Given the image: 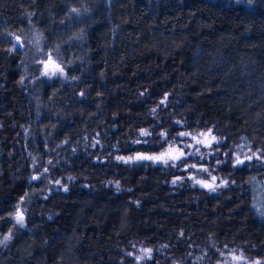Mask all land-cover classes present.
Returning <instances> with one entry per match:
<instances>
[{
	"label": "trees",
	"instance_id": "1",
	"mask_svg": "<svg viewBox=\"0 0 264 264\" xmlns=\"http://www.w3.org/2000/svg\"><path fill=\"white\" fill-rule=\"evenodd\" d=\"M8 232L0 264H264V0H0Z\"/></svg>",
	"mask_w": 264,
	"mask_h": 264
},
{
	"label": "rangeland",
	"instance_id": "2",
	"mask_svg": "<svg viewBox=\"0 0 264 264\" xmlns=\"http://www.w3.org/2000/svg\"><path fill=\"white\" fill-rule=\"evenodd\" d=\"M27 40V41H26ZM13 49H18L22 54H25L29 58V62H34V63H39L40 69L44 75L45 78L51 79L54 77L62 76L66 77L67 72L62 63L58 62L54 57L49 56L48 54H44L42 52V44H41V39L39 36L33 32L29 35H27V39H25L23 36H14L13 37V43L11 46ZM205 134H208L209 132H202ZM212 137H215L210 133V135L206 136H201L200 134L197 135L195 139V144L191 145L187 150H183L181 147L178 146H173L172 148L175 150L171 153V155H178L179 152L184 153H202V149L205 146H208L211 143ZM197 140H205V143H197ZM168 150L160 153H153V154H143L145 156H159L161 153H166ZM249 157L250 155L243 154L242 152H237L236 153V162L239 159V161H243L246 157ZM168 159V161H171L168 156L165 157ZM163 163L162 161H160ZM261 205V202H259ZM23 217L24 220V215L22 212H16L14 214L15 219L17 220L18 216ZM10 235V232L6 234H1L0 233V242L7 238Z\"/></svg>",
	"mask_w": 264,
	"mask_h": 264
},
{
	"label": "snow or ice",
	"instance_id": "3",
	"mask_svg": "<svg viewBox=\"0 0 264 264\" xmlns=\"http://www.w3.org/2000/svg\"><path fill=\"white\" fill-rule=\"evenodd\" d=\"M153 111H155V109H153ZM141 135H148V133L144 130L141 131ZM164 135V134H162ZM181 136H185V135H191L190 133H180ZM201 136H206V135H210V132L208 134H205V133H201L200 134ZM193 139H196V137H192ZM212 140H216L215 137H212ZM217 143L219 141H216ZM197 143H205V140H197ZM210 146V144L208 145ZM175 151L171 146L169 147L168 149V152L166 153H161L159 156H145V155H138L135 157L136 160H152V161H156V162H160L162 161L163 163L167 164L168 163V159H166L165 157L168 156L170 159L172 160H178L180 159L181 157L184 156V153L181 151L178 153V155H171V153ZM118 160H124L125 162H128V161H131L133 159V157H128V158H124V157H117ZM238 163H242V161H239V159L237 160ZM193 168H195L196 166L195 165H192ZM203 171H207V169H203ZM194 179V177H193ZM212 180L215 181L216 180V177H212ZM177 181L176 180H173L172 183L175 184ZM196 183L200 184L201 186H204V187H209L211 188V185L207 184L205 181H202V180H197ZM226 183V182H225ZM119 187V185L117 184V188ZM214 190V189H213ZM17 223H20V224H23V217L22 215L21 216H18L17 217ZM7 239V238H6ZM150 252V250H147Z\"/></svg>",
	"mask_w": 264,
	"mask_h": 264
}]
</instances>
